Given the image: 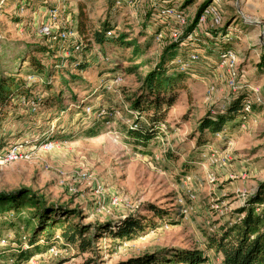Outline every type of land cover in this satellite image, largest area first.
I'll return each instance as SVG.
<instances>
[{"label": "rangeland", "instance_id": "374dc122", "mask_svg": "<svg viewBox=\"0 0 264 264\" xmlns=\"http://www.w3.org/2000/svg\"><path fill=\"white\" fill-rule=\"evenodd\" d=\"M205 1L197 16L198 6ZM55 5L61 17L68 18L72 34L50 43L37 34V26L42 13ZM211 8L219 14V24L199 21ZM79 11L86 21L83 33L77 30ZM106 22L110 33L107 30V40L98 44L94 32ZM260 41L264 43V0H192L187 4L185 0H121L119 4L117 0H0V71L20 70L26 82L28 76H36L28 82L32 86L28 98H39L35 111L19 103L24 96L0 109V150L19 144L31 152L0 165V191L30 188L48 202L78 210L67 215L71 222L116 225L129 215L140 217L145 230L133 239H113L103 232L96 242L102 264L152 252L170 257L175 249L201 251L208 258L201 264H222L208 238L242 216L237 210L248 196L241 192H254L264 181V91L262 103L253 106L245 127L241 121L232 123L236 118L229 116L228 131L207 134L208 139L198 144L197 121L227 101L228 88L218 66L224 42H230L237 54L242 83H264H257L264 75ZM172 43H177L176 55L183 56L191 43H197L201 58L185 74L184 87L178 89L157 135L145 143L135 141L127 127L136 126L137 121L147 124L148 112L136 110L133 98L139 94L144 75ZM35 45L47 46L49 56L29 52ZM31 56L39 66L31 64ZM77 61L85 68H78ZM167 66L173 69L170 73H178L170 63ZM59 68L60 72H51L48 84L61 91L63 111L42 103L44 72ZM213 73L221 84L211 79ZM116 76L122 79L113 89H106L105 83ZM209 83H215L218 90L207 99ZM92 127L99 133L88 136L86 130ZM45 141H52L54 148L31 151L35 143ZM150 204L160 215L147 210ZM30 210L34 207L26 205L23 212ZM5 220L1 215L0 264H82L90 256L65 245L59 237L54 251L49 250L53 245L41 247L42 238L31 248L22 240L20 252L3 237L15 240L29 229L23 228L24 223Z\"/></svg>", "mask_w": 264, "mask_h": 264}, {"label": "trees", "instance_id": "16d2710c", "mask_svg": "<svg viewBox=\"0 0 264 264\" xmlns=\"http://www.w3.org/2000/svg\"><path fill=\"white\" fill-rule=\"evenodd\" d=\"M190 2L192 0H185L186 4ZM206 3L208 1L198 6L197 16ZM76 17L77 30L83 33L86 29L83 12L79 11ZM74 29L77 31L76 28ZM110 29L109 23H104L103 28L94 32L95 41L98 44L106 41L107 36H105V32ZM72 43L71 39L68 42L70 48H72ZM229 44L230 42H224L220 50L230 48ZM176 46L177 43H172L163 50L158 63L142 78L137 90L139 94L133 98L132 106L136 110H146L148 112L147 124L143 122L138 123L137 121L136 126L127 127V134L135 141L145 143L157 135L159 124L166 119L178 89L184 87V76L187 72L178 71V73H170L168 70L173 71V69L167 66L177 53ZM30 48L32 49H28V51L32 53L46 52L48 56L50 54L47 46L44 48L35 45L33 47L30 46ZM33 59L31 56V64L39 66V62ZM68 60L72 63V58ZM77 62L79 63L80 61ZM77 65L80 69L85 68L83 62ZM260 65L262 69L264 67V53ZM56 71L60 72L61 68L58 70L47 69L44 72L46 80L43 79L42 85L45 87L43 89L45 97L43 96L42 103L47 106H58L57 108L63 111L66 109V106L62 104L61 91H54L53 87L48 84L49 76H52ZM31 87L20 76V70L19 72L10 71L7 73L1 70L0 109L5 108L9 104V101H12L15 97H29L28 94L31 91ZM242 99L243 97L239 96L232 101L234 103L230 104L229 110L223 114L211 115L207 112L198 118V144H203L208 139L207 134L214 135L223 130L229 112L235 114L241 112L240 104ZM98 131V128L92 127L86 130V134L88 136H95L99 133ZM1 146L2 144L0 143V148ZM26 205L34 207V210H30L28 214H25L23 209ZM147 210L160 215V210L155 205L150 204ZM77 212L79 211L69 210L63 204L48 202L43 195L38 194L30 188L20 187L11 191H0V216H4L5 221H13L12 223L19 224L24 223L23 228L29 229V232L22 231L18 233V237L15 240H10L8 235L3 237L8 243H15L20 252L22 251V240L31 248L43 238L44 243L41 247L47 248L56 243L58 240L56 235H58L65 245L74 246L79 252L90 254L82 264H102L100 262L102 261L101 250L96 245V242L102 237L103 232L106 231L113 239L130 240L145 230V224H143L141 218L131 215L119 221L116 225H113L109 221L100 223L71 222L66 218L67 215L76 214ZM237 212L242 213V217L230 225L222 226V231L219 235L210 236L208 238L209 247L221 255L222 264H264V181L258 183L256 190L247 198L245 204ZM170 252L172 253L170 257L167 256V253L161 256L154 252L144 253L130 257L117 264H201L208 259L199 250L175 249Z\"/></svg>", "mask_w": 264, "mask_h": 264}, {"label": "built area", "instance_id": "2783aa9c", "mask_svg": "<svg viewBox=\"0 0 264 264\" xmlns=\"http://www.w3.org/2000/svg\"><path fill=\"white\" fill-rule=\"evenodd\" d=\"M121 0H117L119 4ZM21 5V4H19ZM24 5V4H23ZM23 7V6H22ZM24 8V7H23ZM171 9L167 12L171 13ZM61 10L60 8L55 5L49 7L46 11L42 13L41 20L38 22L37 26V34L46 38L50 43H54L57 41H63L68 39V35L72 34L70 30V26L66 21L68 18L65 16L61 17ZM244 22L246 21V17H243ZM249 19V18H248ZM209 20L212 25L219 24L220 16L215 11L214 8L210 10H205L199 18L200 22ZM66 21V22H65ZM106 33H110L109 30ZM225 37V36H224ZM228 40V39H227ZM225 40V41H227ZM204 42V41H203ZM180 44L183 45V42ZM198 44L191 43V47L188 49V53L186 55H175L173 59L169 62L170 65L176 67L179 71H190L193 68V65L199 61L201 58V50L197 46ZM197 46V48H196ZM77 47V46H76ZM218 66L221 68V74L219 77L223 79L227 88H228V96L227 101L222 102L218 105L216 109L210 110L211 115H215L218 113H225L229 110L230 103L234 101L235 98L238 97L239 94L244 93L245 96L241 101V126L245 127L247 117L251 116L253 111V106L258 103H262V92L264 91V83L261 85H244L243 81L240 80L243 74L239 72L238 69V58L236 52L231 49L227 48L225 50H220L218 54ZM121 76H116L111 80L105 83V88L108 90L113 89L114 85L117 84L121 80ZM36 76H28V82L35 81ZM243 82V83H242ZM218 88L215 83H209L206 85L205 89V97L209 99L213 94L217 92ZM243 91V92H242ZM240 96V95H239ZM19 103L29 106L32 111L36 110L37 104L39 102V98H28V97H20ZM86 111L91 112L90 106H87ZM218 132L216 133L219 135ZM55 144L52 141H45V142H38L33 145L31 151H50L54 148ZM31 154L30 151H24L22 145L13 144L9 145L5 149L0 150V165H5L12 161H15L19 158L28 157ZM243 177L246 176L244 172ZM253 192L243 191L241 195L249 197ZM115 202V201H114ZM212 207L218 209L217 204H213ZM186 212V210H183ZM243 215V214H242ZM242 217V216H241ZM239 217L238 219H240ZM237 219V220H238ZM57 238L59 236H56ZM50 251L55 250V245L49 248Z\"/></svg>", "mask_w": 264, "mask_h": 264}, {"label": "crops", "instance_id": "0c3cea01", "mask_svg": "<svg viewBox=\"0 0 264 264\" xmlns=\"http://www.w3.org/2000/svg\"><path fill=\"white\" fill-rule=\"evenodd\" d=\"M261 26H263V25H261ZM260 45H261V48L263 49V47H264V43H263L262 41H260ZM203 51H204V50H203ZM205 51H206V49H205ZM201 53H202V51H201ZM211 79H213L217 84H221V80H220V79H219L214 73L212 74ZM257 81H258L257 83H262V82H264V75H263V77H261V78L258 79ZM261 81H262V82H261ZM239 114H240V113L235 114V113H233V112H229L228 115H227V117H229V116L235 117L236 119H232L231 121H232V123L236 124V123L240 122V118H238ZM230 125H231V124L227 125V124L225 123V126H224L223 130H224V131H228ZM221 132H222V131H221ZM227 133H228V132H227Z\"/></svg>", "mask_w": 264, "mask_h": 264}]
</instances>
